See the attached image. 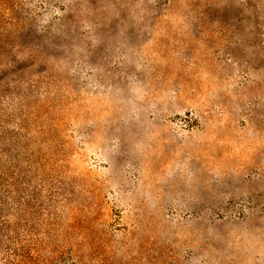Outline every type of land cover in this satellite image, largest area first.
I'll return each mask as SVG.
<instances>
[{
  "label": "rangeland",
  "instance_id": "obj_1",
  "mask_svg": "<svg viewBox=\"0 0 264 264\" xmlns=\"http://www.w3.org/2000/svg\"><path fill=\"white\" fill-rule=\"evenodd\" d=\"M0 264H264V0H0Z\"/></svg>",
  "mask_w": 264,
  "mask_h": 264
},
{
  "label": "trees",
  "instance_id": "obj_2",
  "mask_svg": "<svg viewBox=\"0 0 264 264\" xmlns=\"http://www.w3.org/2000/svg\"><path fill=\"white\" fill-rule=\"evenodd\" d=\"M2 229H3V227H2V226H0V232L2 231Z\"/></svg>",
  "mask_w": 264,
  "mask_h": 264
}]
</instances>
